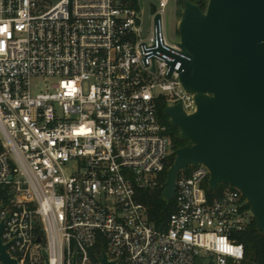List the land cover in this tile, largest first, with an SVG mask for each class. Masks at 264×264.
Here are the masks:
<instances>
[{
	"label": "built area",
	"instance_id": "2783aa9c",
	"mask_svg": "<svg viewBox=\"0 0 264 264\" xmlns=\"http://www.w3.org/2000/svg\"><path fill=\"white\" fill-rule=\"evenodd\" d=\"M169 3L151 0L142 37V0H0V222L19 264H100V235L115 264L245 259L249 203L229 185L210 198L206 166L179 173L165 225L143 201L173 153L160 100L196 110ZM35 77L55 82L33 94Z\"/></svg>",
	"mask_w": 264,
	"mask_h": 264
},
{
	"label": "water",
	"instance_id": "95a60500",
	"mask_svg": "<svg viewBox=\"0 0 264 264\" xmlns=\"http://www.w3.org/2000/svg\"><path fill=\"white\" fill-rule=\"evenodd\" d=\"M142 3L145 37L151 0ZM182 7L179 45L186 58L180 80L194 94L196 110L189 114L181 103L164 110L188 144L174 151L163 197L173 200L180 172L204 165L210 171L209 188L227 184L238 189L264 232V0H209L206 9L184 0ZM3 227L1 221L0 261L19 264L3 243ZM100 264L115 262L103 251Z\"/></svg>",
	"mask_w": 264,
	"mask_h": 264
},
{
	"label": "trees",
	"instance_id": "16d2710c",
	"mask_svg": "<svg viewBox=\"0 0 264 264\" xmlns=\"http://www.w3.org/2000/svg\"><path fill=\"white\" fill-rule=\"evenodd\" d=\"M138 2L139 0H134ZM184 0H177V2L183 6ZM192 2L201 6L202 9H206L209 0H191ZM166 102L161 99L158 104V115L160 120L167 126V134L170 136L172 149H176L188 144L187 141L180 139V131L174 128L171 124L169 117L164 113L166 108ZM175 159L174 152L169 157L168 167H170ZM167 179V170L161 175L162 187L155 193H149L148 191H142L143 201L149 205V219L157 226L165 225L170 214L174 210L175 200L168 201L163 197V191L165 189V182ZM227 184H221L215 191H212L206 184V189L210 198L219 196L222 194ZM250 206V205H249ZM238 241L243 243L245 247V259L241 264H264V232L258 230L255 220L253 219L248 227L238 233ZM106 250V244L103 237L100 235L96 246L93 248L92 253L94 260L98 261L102 252Z\"/></svg>",
	"mask_w": 264,
	"mask_h": 264
},
{
	"label": "rangeland",
	"instance_id": "374dc122",
	"mask_svg": "<svg viewBox=\"0 0 264 264\" xmlns=\"http://www.w3.org/2000/svg\"><path fill=\"white\" fill-rule=\"evenodd\" d=\"M158 0H152L153 4H157ZM183 7L177 2V0H170L166 13L169 15V37L173 41L180 40V34L178 31L179 20L181 19ZM55 82L54 79L46 80L43 77H35L32 79V92L33 94L43 92L47 89L51 83ZM174 152V150L172 149ZM168 170V169H167Z\"/></svg>",
	"mask_w": 264,
	"mask_h": 264
},
{
	"label": "clouds",
	"instance_id": "9594fccd",
	"mask_svg": "<svg viewBox=\"0 0 264 264\" xmlns=\"http://www.w3.org/2000/svg\"><path fill=\"white\" fill-rule=\"evenodd\" d=\"M226 239V238H225Z\"/></svg>",
	"mask_w": 264,
	"mask_h": 264
}]
</instances>
